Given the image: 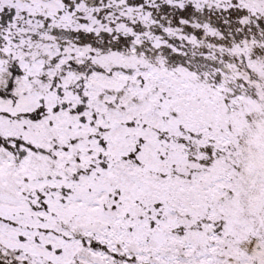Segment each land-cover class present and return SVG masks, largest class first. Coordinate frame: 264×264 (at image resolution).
Instances as JSON below:
<instances>
[{
    "label": "snow or ice",
    "instance_id": "obj_1",
    "mask_svg": "<svg viewBox=\"0 0 264 264\" xmlns=\"http://www.w3.org/2000/svg\"><path fill=\"white\" fill-rule=\"evenodd\" d=\"M0 264H264V0H0Z\"/></svg>",
    "mask_w": 264,
    "mask_h": 264
}]
</instances>
